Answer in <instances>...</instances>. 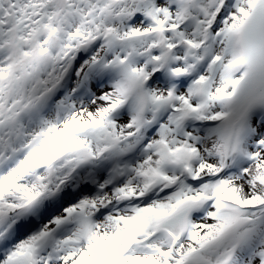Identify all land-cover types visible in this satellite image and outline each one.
<instances>
[{
	"label": "snow or ice",
	"instance_id": "obj_1",
	"mask_svg": "<svg viewBox=\"0 0 264 264\" xmlns=\"http://www.w3.org/2000/svg\"><path fill=\"white\" fill-rule=\"evenodd\" d=\"M0 264H264V0H0Z\"/></svg>",
	"mask_w": 264,
	"mask_h": 264
}]
</instances>
